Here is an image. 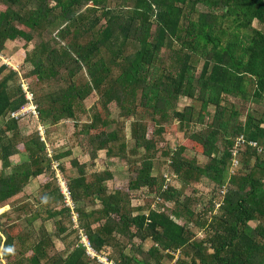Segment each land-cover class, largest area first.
Here are the masks:
<instances>
[{
  "label": "trees",
  "instance_id": "16d2710c",
  "mask_svg": "<svg viewBox=\"0 0 264 264\" xmlns=\"http://www.w3.org/2000/svg\"><path fill=\"white\" fill-rule=\"evenodd\" d=\"M107 1L0 0L4 5L0 11V54L6 42L36 43L32 52H23L22 63L31 66L26 74L22 67L16 72L0 63L2 166L16 152L20 139L18 121L9 117L25 102L18 86L20 74L31 84L35 78L56 86L36 94L37 121L45 127L67 119L76 123L75 104L105 86L88 122L76 131L85 137L82 150L86 149L91 160L105 150L107 156L124 161L132 170L135 163L129 156L136 155L138 148H143L145 155L126 190L107 195L104 183L113 178L107 169L93 173V180L87 182L85 166L69 161L77 170V176L65 178L72 201L95 199L101 204L100 210L89 212L76 207L79 225L92 248L110 255L117 252V264H162L165 257L174 258L168 252L176 251L189 258H178L176 264H264V112L259 119L248 114L240 122L239 112L223 104L227 97L245 100L251 90L249 101L264 107V0H115L113 7ZM253 21L261 28H252ZM101 22L104 24L98 27ZM113 68H117L116 77L111 74ZM180 97L192 102L181 111L177 110ZM112 103L119 109L117 122L109 117ZM209 106L214 108L210 116ZM139 108L146 109L154 125L150 138L145 125L134 118ZM129 118H134L129 125L134 147L127 155L123 129ZM174 120L181 132H188L192 123L201 128L192 130L177 150L160 148L173 175L184 185L204 177L222 187L202 211H195L194 198L180 200L181 191L164 176L152 174L156 143L165 142L163 134L176 133L166 130ZM239 136L257 143L259 150L243 145L237 154L241 167L229 173L234 141ZM115 143L117 154L112 149ZM53 145L38 134L25 142L28 161L13 167L10 174L0 175V213L7 199L41 174L49 175L43 185L47 189L44 199L62 201L57 185L51 186L54 176L47 156ZM185 146L205 158V163L186 157ZM54 155L51 158L61 159L70 152ZM61 169L64 171L63 165ZM146 193L152 201L144 198ZM140 196L145 202L130 208L129 203ZM154 199L159 201L157 210ZM169 203H175L172 215L166 212ZM217 203L220 214H214ZM205 213L211 215L208 224L198 219ZM57 214L68 215L70 221V211L64 205L48 217ZM172 216L186 223H178ZM253 221L257 223L251 226ZM189 222L204 229V239H193ZM9 230L0 241L3 264L91 262L82 247L66 257L59 253L48 257L51 239L42 232L44 235L31 244L29 258L10 263L16 254V236ZM147 239L152 244L144 249L142 243Z\"/></svg>",
  "mask_w": 264,
  "mask_h": 264
},
{
  "label": "rangeland",
  "instance_id": "374dc122",
  "mask_svg": "<svg viewBox=\"0 0 264 264\" xmlns=\"http://www.w3.org/2000/svg\"><path fill=\"white\" fill-rule=\"evenodd\" d=\"M107 4H109L110 7H113L115 4V0H108L106 2ZM52 4V3H51ZM201 7H199L200 9ZM4 9V5L0 4V11ZM86 12V11H85ZM100 12H98L97 14H99ZM89 16V14H87ZM92 17V16H90ZM226 24H229V21L225 22ZM104 23L101 22V25H98V27L102 26ZM252 28H261L259 26V24L256 21H253L252 23ZM36 43L34 42H30L27 43L26 45L21 42V41H11V42H6L5 47H4V52L2 53V55L4 57H6V59L9 60L10 64H12L13 66L17 67V68H21L23 70V73L26 74V72H28L29 69H31V66L27 63H22V61L24 60V53L23 52H32L34 47H35ZM4 58L0 59L1 63H4ZM5 64V63H4ZM169 62L166 63V65H168ZM196 65V71H198L201 67V63H195ZM10 66V65H8ZM10 68V67H8ZM111 74L116 77L117 76V68H113ZM32 84H30L31 89H34V95L36 98V94H40V91L42 92L43 90L47 89V90H53L56 88V86L52 83V84H46L43 82H38L35 78L31 79ZM30 82V81H29ZM105 89V86H101L99 91H93L92 94H90L88 97H86L84 99V101H82L79 104H75L74 106V111H75V116H76V123H74L73 120H61L58 125H56L57 127H55L54 131H56L57 129L61 130V133L58 131L56 134H53L50 136V141L54 140V138L59 137L57 139L60 138H67L68 139V144L69 147L74 146L75 144V140L78 142L79 140H84V138H79V140L74 136L73 130H77L79 126H81L83 123H85L87 121V119L89 118V115L93 112V104L96 102L97 98L100 96V93ZM250 90V89H249ZM251 90L248 92V97L243 100L240 98H230L227 97L223 100V104L227 105L228 107L232 106L234 107L238 112H239V118L238 120L240 122L245 121L246 117L248 114H250L251 116H253L256 119H259L262 116L263 108L262 105H256L252 102H250V96H251ZM249 101V102H248ZM192 102L190 99L186 98V97H180L178 102H177V110L181 111L183 107L190 105ZM196 108L198 109L199 106V101L194 103ZM109 109L111 110L110 112V119H113L114 121L117 122V115L119 113V109L117 108V106L112 103L109 105ZM213 106H209L208 108V115H212L213 113ZM88 116V118H87ZM137 120H140V122H142L145 127H146V133H147V138H150V135L152 133L153 130V123L151 122V118L149 117L146 109L144 108H139L137 110V116L134 117ZM134 118H129V119H125L124 120V129H123V134H124V139L127 143V147L125 150V153L128 155L129 150H131L134 147V143L133 140L130 138V130H129V125L130 122L134 120ZM21 120V121H20ZM20 120H18L19 122V136L20 139L18 143L19 146L22 145L21 141H28V139H30V137H32L34 134H38L36 131V127L34 129V120L33 119H29L27 118H20ZM122 120V119H120ZM206 120L208 121V117H206ZM76 124V125H75ZM51 126V124H50ZM52 127V126H51ZM167 127V131L169 133V131H174L172 133L169 134H163L165 137V142L161 141L162 143H156V148H158V152L153 156L152 158V162H153V168H152V174L154 175H162L165 176L166 178L169 179V184L171 186H174V188L178 189L179 191H181L182 196L180 197V200L184 197V196H191L192 198H194L195 202H196V208L195 211H202L203 208H206L205 206L207 205V201L209 199H211L214 194L215 196L218 195V193H220V191L222 190V187H218L216 184H214L213 182H211L210 180L204 178V177H200V179L198 180V182H190L188 185H184L182 184L172 173L171 167L169 165V159L166 157H163L162 154H160V148H169L170 151H173L174 149H179L181 147V144H183V142L187 141V135L192 131V130H198L201 128L200 125L196 124V123H192L191 124V128L188 132H181L179 131V123L177 120H174L170 125L166 126ZM173 127H175V129H173ZM47 128V127H46ZM45 128V129H46ZM51 130V129H49ZM166 131V132H167ZM164 132V133H166ZM43 135V134H42ZM76 138V139H75ZM56 139V140H57ZM75 139V140H74ZM44 140H46L47 144V137L44 136ZM166 144H164V143ZM162 146V147H161ZM186 147V146H185ZM112 149L114 154H117V143L112 145ZM86 151V149H83V151ZM183 154L198 162L199 164H204L205 163V158L201 157L200 155H198L197 153L193 154V151H191L189 149V147H186L185 151H183ZM130 155V154H129ZM145 155V151L143 148H138L136 150V155H130L129 158L132 162L135 163L133 170L131 168H128L127 165L125 164L124 161L123 164L120 162V160L117 158H111L109 156L106 155L105 151L100 150L97 152V156L94 158L95 159V164L94 167L88 165L89 160L86 159V157H83L81 160L84 161L83 164L86 165L85 167V171H86V178H87V182H91L93 180L92 174L95 173L96 171H101V170H108L111 174H113V178L110 181H107L104 183V186L106 187V192L105 194H109L114 192L115 190L119 189H123L126 190L127 188V184L128 181L130 179V176L135 177L136 176V172L135 170H137L139 168V162L140 160H142L143 156ZM236 159V157H235ZM52 164V163H51ZM57 164V163H56ZM241 166L238 165L237 168H240ZM68 166L65 167V175L67 177H65V175L63 176L64 180H66L65 178H69L70 176H76V171L75 170H68ZM128 168V169H127ZM228 171L229 173L234 172L235 169L232 166V163L229 164L228 166ZM61 174V173H60ZM55 181V182H54ZM52 181L53 185L56 186V180ZM67 181V180H66ZM32 185H30V189L31 190H36V186L35 185L33 188H31ZM35 191H33V193H30L29 195H27V197H25V201L26 199L28 201L25 202L26 205H29L30 208H32L33 210H38L39 214L41 213L43 216H47L46 214V208L45 206H40V208L38 209L35 208V206H37V203H35V198L36 197H32V195H35ZM148 193L145 194V199L151 200L153 199V197L151 199H149V195ZM38 196V195H36ZM29 197H32L29 199ZM144 198H142L140 196V200L134 199L129 203V207H137L139 205V203L145 202V200H143ZM216 198V197H215ZM159 201L157 199H154L153 202V208L155 210H157V206L159 204H157ZM75 203V202H74ZM24 204V203H23ZM58 204V203H57ZM59 206L64 205L62 201L59 202L58 204ZM175 203H169L167 205L166 208V212L169 215H172V210L174 208ZM76 207L78 206H82L85 209V212H89L91 210H100L101 209V204L98 200L95 199H85L83 201H81L80 203L75 204ZM128 207V208H129ZM1 208L3 209V211L7 210V205H2ZM26 212V211H25ZM76 213V212H75ZM220 214V212H218L217 209H215L214 214ZM23 214V213H22ZM27 214V213H26ZM26 214H23V217L14 223L15 228H13L12 232L15 234L16 239H15V252L16 254L14 255V257H12L9 261L10 263H15V260H20L23 258H29L31 256V251H30V246L32 243L37 242L44 234H48L50 235V243L47 247V254L48 257H52L54 255H56L57 253H59L62 257H66L68 255L69 252H71L75 246H76V240H77V231L74 229V224L68 220V215H66L65 217L62 215H57L54 218H50V219H46L45 223L44 222H36L33 221L32 224H29L28 222H31L32 219L31 217L29 218V216H27ZM40 214V215H41ZM77 214V213H76ZM26 215V216H25ZM15 217V216H14ZM25 217V220L23 219ZM178 223H186V221H184V219L180 218H175L174 216H172ZM211 215H209V213H205L204 215H202V217H199L198 219L205 223L208 224L209 220H210ZM77 218H78V222L77 224L81 223V221L79 220L80 218L78 217L77 214ZM89 221L93 222V218H89ZM257 222L253 221L250 222L251 226L256 225ZM188 226L190 227V229L192 230L193 236H194V240L196 241H200L201 239L205 238V231L203 228H200L192 223H187ZM205 224V225H206ZM3 227H4V223H3ZM63 229V230H62ZM62 230V231H61ZM2 231V230H1ZM11 231V230H9ZM42 232L44 234H42ZM151 241H146L144 243H142V246L144 249L149 248V246H151ZM129 250L126 249L125 252L127 253ZM167 253V252H166ZM168 254H171L174 256V258L172 260H170L169 258L165 257L162 260V264H176V260L178 258H181L184 261H189L188 257H183V255H181L179 253V251L176 252H168ZM112 257V259L114 260L115 257L117 256V252L116 253H112L110 255ZM44 262V261H41ZM4 261H0V264H3ZM90 264H97L96 262L92 261L90 262Z\"/></svg>",
  "mask_w": 264,
  "mask_h": 264
},
{
  "label": "crops",
  "instance_id": "0c3cea01",
  "mask_svg": "<svg viewBox=\"0 0 264 264\" xmlns=\"http://www.w3.org/2000/svg\"><path fill=\"white\" fill-rule=\"evenodd\" d=\"M87 118H88V116H87ZM29 119H33V120L35 119L34 120V129H35V127L39 123V120L37 121L36 118H30V117L28 118V120ZM88 120H89V118L87 119L86 122H88ZM59 122H57L56 124H52L51 125L52 127L50 125H46L47 132H45L46 133L45 136L47 137L48 145H51V143L54 142V145H53L54 149L52 150L53 147L51 148L53 155L56 154V153H65L66 151L70 152V155H68L66 157H63L61 159H55V158L53 159V161L56 162L57 165L59 166L57 169L59 170L61 175L62 174H63V176L65 175V173H66L65 167L68 166L69 167L68 170H70V171L71 170H75L76 171V176H77V170L75 168H73L70 165V163H69V161L72 160V159L76 160L80 164H83L84 161H82L81 159L83 157H86V159L89 160L88 165L94 167L95 159L91 160L89 155H88V153L82 150V146L85 144V137L83 135H78L76 133V131L80 128V126L78 127L77 130H75V131L73 130V133H74V136L78 140H79V138H84V140L83 141L79 140L77 142L75 140L76 139L75 138L74 139L75 140V144L72 147H69L67 138L57 139L59 137H56L52 141L48 140V139H50V136L52 135V133L56 134L58 131L61 133V130H59V129L54 131L55 127H57L56 125H58ZM18 125H19V122H18ZM49 129H51V130H49ZM8 134L10 136L11 133H8ZM18 142H20V141H18ZM21 142H22L21 146H19L18 144L15 145L16 152H14L8 158V163L6 165H4V167L2 166V161L0 160V175H1V173H4L5 175L6 174H10L11 171H12L11 169L13 167L19 166V165L24 164V163H26L28 161L27 152L25 151V142H27V141L25 140V141H21ZM103 151H105V150H103ZM121 163L123 164V162H121ZM61 165H63L64 171H62ZM83 165L86 167L85 164H83ZM50 166H51L50 170H51V172H53L52 174L54 176L53 177V181H54L55 180V169L52 167L51 163H50ZM101 171H103V170H101ZM96 172H100V171L98 170ZM70 177H75V175L74 176L72 175ZM47 179H49V175H47V174H41V175H39V176H37L35 178H30L28 180V182L22 187L21 190L17 191L9 199H7V210H5L2 213H0V230H4L3 233H2V231H0V241L4 238L6 230L15 228L14 223L19 221L23 217V214L27 213L26 215L29 216V218L31 217L32 221L28 222L29 224H32L33 221H36V222H38V221L41 222L42 221V222L45 223L46 219L54 218L55 216L59 215V214H57L54 217H48V213L54 212V211H58L60 209V206L58 205L59 202L55 201V202L49 203L47 200L44 199V195H45V193H47V189H45L43 187V185H44V183L46 182ZM30 185H32L31 188H33L35 185H37L36 186L37 187L36 190L37 189L38 190L37 191L31 190L30 189ZM51 186L54 187L53 182L51 183ZM33 191L36 192L35 195H32L33 198L36 197L34 202L37 203V206H35V208L38 207V209H39L40 206L47 207L46 211H45L46 214H47L46 217L43 216L41 213H40L41 214L40 215L38 210H33L32 211V208H30L29 205L25 204V202L28 201L27 200L28 198L25 201V197H27V195H29L30 193H33ZM36 195H38V196H36ZM32 197H29V199L32 198ZM50 200L53 201L51 198H50ZM23 219L25 220V217ZM3 223H4V227H3ZM147 240L150 241L149 239H147Z\"/></svg>",
  "mask_w": 264,
  "mask_h": 264
},
{
  "label": "built area",
  "instance_id": "2783aa9c",
  "mask_svg": "<svg viewBox=\"0 0 264 264\" xmlns=\"http://www.w3.org/2000/svg\"><path fill=\"white\" fill-rule=\"evenodd\" d=\"M1 58H4V57L0 56V59ZM4 59H5L4 63L7 66L10 65V66H8V67H10V69L18 72L17 67L10 64L8 59H6V58H4ZM18 84H19L20 90L24 96L25 102L17 110L12 111L9 114V117L13 118L17 121L20 120V118H27V117L37 119V115H38L37 104L35 103V96H34V93L31 89V87H30L28 79L20 74ZM263 111H264V107H263ZM262 126L264 127V118H263ZM36 131H37L40 139L44 140L45 126L38 124L36 126ZM246 143H248V145L251 147L257 148V143L252 142V141L247 142L243 136L237 137L234 141V145H233V149H232L233 159L231 160V163H232V166L234 167V169L238 166V163H239L237 160L238 150L243 145H245ZM257 150H259V149L257 148ZM51 156H52V153H51V151L48 150V156L47 157L51 159L52 167L55 169V180H56V184H57V187L59 189V192L62 196V202H63L64 206L69 209L70 221L74 224V229L78 232L75 248L82 247L85 255L90 260L95 261L97 264H115L109 258V253H107L105 251L97 252L92 248L87 234L85 233L83 228H81L80 225L77 224V222H78L77 214L78 213L76 211L75 203L71 199V194H70L69 187L67 185V181L64 180L63 176L60 174L59 170L57 169L58 165L56 164V162L53 161V158H51ZM235 157H236V159H235ZM164 178H165L166 182H169L168 178H166L165 176H164ZM218 207H219V203L216 204L215 209H217Z\"/></svg>",
  "mask_w": 264,
  "mask_h": 264
},
{
  "label": "clouds",
  "instance_id": "9594fccd",
  "mask_svg": "<svg viewBox=\"0 0 264 264\" xmlns=\"http://www.w3.org/2000/svg\"><path fill=\"white\" fill-rule=\"evenodd\" d=\"M0 56L1 57H4V56H2L1 54H0ZM4 58H6V57H4ZM1 63V62H0ZM1 64H4V63H1ZM6 65V64H5ZM7 66V65H6ZM8 67V66H7ZM8 69H10V68H8ZM26 78V77H25ZM29 81V80H28ZM18 83H19V81H18ZM30 83V82H29ZM19 86V85H18ZM20 88V87H19ZM34 93V92H33ZM35 96V95H34ZM100 252V251H99ZM109 258L115 263V264H117L111 257H110V254H109ZM91 262H92V260H91ZM95 262V261H94Z\"/></svg>",
  "mask_w": 264,
  "mask_h": 264
}]
</instances>
